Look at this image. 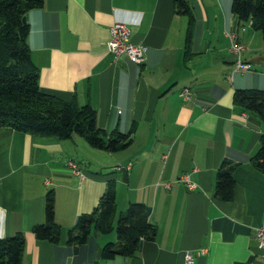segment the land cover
<instances>
[{
	"label": "crops",
	"instance_id": "0c3cea01",
	"mask_svg": "<svg viewBox=\"0 0 264 264\" xmlns=\"http://www.w3.org/2000/svg\"><path fill=\"white\" fill-rule=\"evenodd\" d=\"M44 0L26 12L27 43L40 89L90 104L107 132L131 131L111 152L77 134L37 135L0 126V238L22 232L20 264H264L256 228L264 220V171L252 157L260 116L233 103L237 88L264 89V36L232 11V0ZM116 19L144 60L117 58L107 48ZM231 34L244 46L247 70L236 69ZM188 87L190 98L180 92ZM72 160L76 169L68 162ZM235 164L233 195L216 194L217 171ZM187 173L194 188L178 178ZM115 185V225L130 202L150 207L153 239L129 256L106 259L116 235L92 229L82 244L68 230ZM54 193L57 242L37 238L45 197ZM191 253L188 262L186 253Z\"/></svg>",
	"mask_w": 264,
	"mask_h": 264
},
{
	"label": "trees",
	"instance_id": "16d2710c",
	"mask_svg": "<svg viewBox=\"0 0 264 264\" xmlns=\"http://www.w3.org/2000/svg\"><path fill=\"white\" fill-rule=\"evenodd\" d=\"M44 0H0V126L37 135L69 138L73 134L84 137L94 147L107 151L120 150L131 142V131L107 132L98 125L96 110L90 104H78L74 99L64 100L40 89L38 69L32 62L27 43L29 24L22 16ZM176 10L191 14L187 0H174ZM232 11L242 22H252L264 36V0H232ZM233 103L256 112L263 122L260 145L252 157L253 164L264 171V89L237 88ZM235 164L224 161L217 171L216 194L221 199L233 195ZM115 185L109 180L96 207L81 214L68 230V241L84 243L92 229L101 233L114 232L116 240L102 247L106 259L116 255H132L143 239H153L156 225L149 220L150 207L143 202H130L116 218ZM32 231L37 238L57 242L60 225L55 219L54 193L50 189L45 197L44 221L36 223ZM24 249V235L0 238V264H20Z\"/></svg>",
	"mask_w": 264,
	"mask_h": 264
},
{
	"label": "built area",
	"instance_id": "2783aa9c",
	"mask_svg": "<svg viewBox=\"0 0 264 264\" xmlns=\"http://www.w3.org/2000/svg\"><path fill=\"white\" fill-rule=\"evenodd\" d=\"M108 32L109 38L107 40V48L113 54L114 58H117L121 54H126L133 62L141 63L144 60L146 45L130 41V27L127 22L122 19L114 20V22L109 26ZM243 48V44L236 40V36L234 34H231L230 49L236 55V69L247 70L250 68V63L241 59V52ZM180 94L184 99L190 98V91L188 87H184ZM68 163L73 168L76 167L72 160ZM75 170L77 169L75 168ZM178 179L184 181L190 189L195 186L194 182L190 179L187 173L182 174ZM256 239L258 246L263 250L261 256L264 260V220L256 228ZM186 258L188 262H192L191 253H186Z\"/></svg>",
	"mask_w": 264,
	"mask_h": 264
},
{
	"label": "water",
	"instance_id": "95a60500",
	"mask_svg": "<svg viewBox=\"0 0 264 264\" xmlns=\"http://www.w3.org/2000/svg\"><path fill=\"white\" fill-rule=\"evenodd\" d=\"M22 20L25 22L26 21V14L22 16Z\"/></svg>",
	"mask_w": 264,
	"mask_h": 264
}]
</instances>
